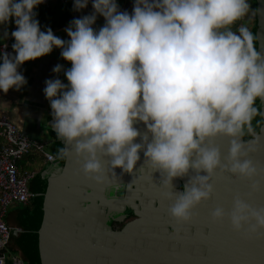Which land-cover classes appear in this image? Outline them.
I'll list each match as a JSON object with an SVG mask.
<instances>
[{"label": "clouds", "instance_id": "clouds-1", "mask_svg": "<svg viewBox=\"0 0 264 264\" xmlns=\"http://www.w3.org/2000/svg\"><path fill=\"white\" fill-rule=\"evenodd\" d=\"M44 2L0 0V25L13 18L16 24L15 56L3 55L0 91L22 88L27 81L20 67L61 49L71 64L64 73L69 83L49 80L44 89L51 126L66 145L60 159L74 146L84 177L98 185L115 179L117 168L132 174L142 151L164 189L194 172L183 192L166 193L169 214L179 224L191 223L193 211L211 199L217 170L250 181L253 192L264 190L256 180L264 169L242 140L254 132L255 100L264 99V52L246 27L239 34L231 30L248 14L247 0H135L131 15L116 0H91L93 14L65 29L67 42L50 28L41 31L35 9ZM88 4L74 0L77 11ZM97 16L106 24L94 31ZM137 122L147 129L142 143L136 142ZM220 137L230 140L226 159L214 143ZM101 158L110 161V171ZM226 218L246 236L264 231V208L239 196L230 212L217 207L212 213L214 223Z\"/></svg>", "mask_w": 264, "mask_h": 264}, {"label": "water", "instance_id": "water-1", "mask_svg": "<svg viewBox=\"0 0 264 264\" xmlns=\"http://www.w3.org/2000/svg\"><path fill=\"white\" fill-rule=\"evenodd\" d=\"M116 3L121 12H126L122 0ZM245 20L250 18L243 17L231 30H238ZM105 24L96 20L93 29L99 31ZM68 83L66 80L65 85ZM51 125L48 128L55 134L59 148H66ZM134 126L141 132L136 142L142 143L146 126L142 122ZM214 143L226 159L230 140L220 137ZM245 144L253 163L264 169V134ZM68 148L70 157L58 156V161L42 172L44 183L35 194L41 200L38 210L18 216L17 222L24 230L20 226L11 229V241L25 234L20 248L13 251L27 264H264V231L246 236L235 231L227 218L219 223L212 220L217 207L230 212L237 196L253 208H264V190L253 192L250 181L217 170L211 178V199L193 211L191 223L179 224L169 214L172 202L166 193L183 192L194 172L175 179L173 189H164L161 174L144 165L142 151L132 174L117 168L115 179L98 185L84 177L82 160L74 146ZM101 162L110 171V161L101 158ZM256 180L264 184V175ZM119 189L124 190L121 197L116 194ZM146 196L157 200L155 207H147ZM135 200L140 203L133 206L136 218L121 231L111 230L108 222L123 219L111 214H118Z\"/></svg>", "mask_w": 264, "mask_h": 264}, {"label": "crops", "instance_id": "crops-1", "mask_svg": "<svg viewBox=\"0 0 264 264\" xmlns=\"http://www.w3.org/2000/svg\"><path fill=\"white\" fill-rule=\"evenodd\" d=\"M67 1L66 4L51 1L47 6L35 9V19L38 20L41 31L47 32L50 28L55 36L66 42L70 40V37H68L65 29L70 27L75 19L89 16L94 12L91 0H89L87 8L80 11L75 10L74 0ZM121 5L126 12L130 15L133 14L135 0H122ZM13 19L7 25H0V43L10 31ZM96 20L106 21L103 16H97ZM57 65L61 66L59 73L53 71ZM70 68L71 64L63 59L61 49L54 48L51 54L27 62L20 67V74L27 81L22 88L19 90L13 88L7 94L0 91V117H7L24 134L43 143L46 151L52 154L54 158L59 156L60 148L56 142L55 134L48 128L53 117L50 102L44 89L46 88V81L49 80L60 79L65 84L67 78L64 73ZM32 158L25 157L20 161L22 170L29 171ZM41 159L49 164L44 158ZM30 172L32 171L30 170ZM21 213L22 211L12 218H8L11 224L7 225L11 229L19 227L17 219ZM8 247L11 249L10 243Z\"/></svg>", "mask_w": 264, "mask_h": 264}, {"label": "built area", "instance_id": "built-area-1", "mask_svg": "<svg viewBox=\"0 0 264 264\" xmlns=\"http://www.w3.org/2000/svg\"><path fill=\"white\" fill-rule=\"evenodd\" d=\"M51 1L64 4L68 2L67 0H45L38 7L47 6ZM15 30L16 24L13 19L10 31L0 43V64L3 62L2 58L5 53L15 56L13 49L15 39L11 36ZM33 153L42 155L49 164L55 162L54 156L46 151L43 143L24 134L7 117H0V264H23L22 258L16 252H13L8 260L6 258L11 228L4 221V217L9 206L12 204L28 205L31 199L29 182L33 173L22 170L19 163Z\"/></svg>", "mask_w": 264, "mask_h": 264}, {"label": "flooded vegetation", "instance_id": "flooded-vegetation-1", "mask_svg": "<svg viewBox=\"0 0 264 264\" xmlns=\"http://www.w3.org/2000/svg\"><path fill=\"white\" fill-rule=\"evenodd\" d=\"M248 4L250 5L249 8V12L245 17H249L250 20L247 21H242V24L244 27H246L255 37L254 40V46L256 48L257 51L259 52H264V0H247ZM104 23H106V21H103ZM237 23V22H236ZM236 23L234 25L231 26V28H233ZM100 25H102L101 23H99ZM237 31V30H236ZM237 34L238 31H237ZM254 107L257 109V114L253 117L252 121H251V126L254 129V132L252 134H246L242 140L244 142H251L253 141L257 136H262L264 134V99L261 98H257L254 102ZM43 166L48 167L49 164H46L43 159ZM33 164H35V162L31 163L30 166H33ZM43 170L38 171V170H33V176L32 179L30 181V192L32 194L31 199L28 203V206L25 205L27 207V209L25 208V210L22 211L21 214H26L28 213H32V212H36L39 208V203H40V198L36 197L35 194L39 193V188L43 185L44 181V177L42 175ZM124 190L123 189H119L117 190L116 194L118 197H121L124 195ZM110 194H113V190L110 191ZM143 197V194H141L140 198ZM146 199V205L148 208H153L156 206L157 204V200L153 199V198H149V197H145ZM140 203L138 200H135L133 203L127 205L123 210H121V212H119L118 214H114L112 213L111 216H113V218H118V217H123V219L120 222L117 221H111L108 222L111 230L118 232L121 231V229L130 221L134 220L136 218L135 212L133 210V206H138ZM25 211V212H24ZM19 223V222H18ZM20 226V224H19ZM21 231L24 230V228L22 226H20ZM25 234H19L18 239H14L13 241H11V237H10V243H11V249L14 250V248H20L18 246H21V242H22V237ZM14 246V247H12ZM23 260V259H22ZM23 264H27V262L25 260H23Z\"/></svg>", "mask_w": 264, "mask_h": 264}, {"label": "rangeland", "instance_id": "rangeland-1", "mask_svg": "<svg viewBox=\"0 0 264 264\" xmlns=\"http://www.w3.org/2000/svg\"><path fill=\"white\" fill-rule=\"evenodd\" d=\"M102 26V25H101ZM50 150V149H49ZM48 150V151H49ZM33 157V158H32ZM26 158H32V161L30 162V160H28V162H30V163H33V162H35V164H33V166H31V167H29V172H30V170L31 171H35V170H38V171H41V170H44V168H45V166H43V162H42V159L41 158H43L42 157V155H40V154H31V155H29L28 157H26ZM27 160V159H26ZM58 161V158L57 157H55V162H57ZM29 189H30V182H29ZM25 208L27 209V207L25 206V205H23V204H12L11 206H9L8 208H7V213H6V215H5V217H4V221L7 223V224H11V222H10V220L8 219L9 217H13V216H15L17 213H19L20 211H23V210H25ZM26 211V210H25ZM24 211V212H25ZM26 214H28V212L26 213ZM25 214V215H26ZM22 215H24V214H22ZM13 250L12 249H10L9 247H8V249H7V252H6V258H7V260L9 259V257H10V255H12L13 254Z\"/></svg>", "mask_w": 264, "mask_h": 264}, {"label": "trees", "instance_id": "trees-1", "mask_svg": "<svg viewBox=\"0 0 264 264\" xmlns=\"http://www.w3.org/2000/svg\"><path fill=\"white\" fill-rule=\"evenodd\" d=\"M19 166H20V163H19ZM21 168V167H20ZM22 169V168H21Z\"/></svg>", "mask_w": 264, "mask_h": 264}]
</instances>
